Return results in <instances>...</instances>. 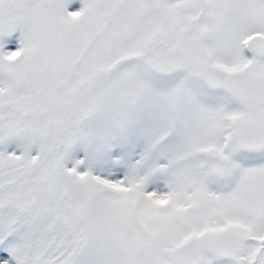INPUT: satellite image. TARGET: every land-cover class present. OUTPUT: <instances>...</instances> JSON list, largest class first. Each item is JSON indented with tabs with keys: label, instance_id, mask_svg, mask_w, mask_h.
I'll return each mask as SVG.
<instances>
[{
	"label": "snow or ice",
	"instance_id": "obj_1",
	"mask_svg": "<svg viewBox=\"0 0 264 264\" xmlns=\"http://www.w3.org/2000/svg\"><path fill=\"white\" fill-rule=\"evenodd\" d=\"M0 264H264V0H0Z\"/></svg>",
	"mask_w": 264,
	"mask_h": 264
}]
</instances>
